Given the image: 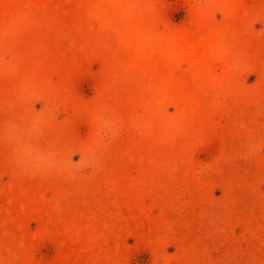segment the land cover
<instances>
[{"label":"rangeland","instance_id":"1","mask_svg":"<svg viewBox=\"0 0 264 264\" xmlns=\"http://www.w3.org/2000/svg\"><path fill=\"white\" fill-rule=\"evenodd\" d=\"M0 264H264V0H0Z\"/></svg>","mask_w":264,"mask_h":264}]
</instances>
